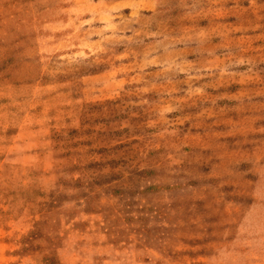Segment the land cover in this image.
<instances>
[{
  "label": "rangeland",
  "instance_id": "374dc122",
  "mask_svg": "<svg viewBox=\"0 0 264 264\" xmlns=\"http://www.w3.org/2000/svg\"><path fill=\"white\" fill-rule=\"evenodd\" d=\"M0 264H264V0H0Z\"/></svg>",
  "mask_w": 264,
  "mask_h": 264
}]
</instances>
